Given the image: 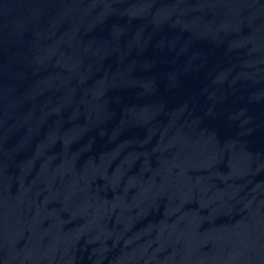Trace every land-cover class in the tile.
Returning <instances> with one entry per match:
<instances>
[{
  "label": "water",
  "instance_id": "obj_1",
  "mask_svg": "<svg viewBox=\"0 0 264 264\" xmlns=\"http://www.w3.org/2000/svg\"><path fill=\"white\" fill-rule=\"evenodd\" d=\"M85 0H0V264H61Z\"/></svg>",
  "mask_w": 264,
  "mask_h": 264
}]
</instances>
